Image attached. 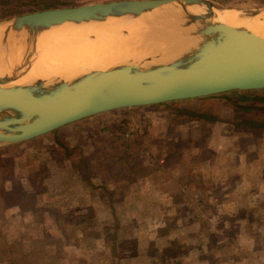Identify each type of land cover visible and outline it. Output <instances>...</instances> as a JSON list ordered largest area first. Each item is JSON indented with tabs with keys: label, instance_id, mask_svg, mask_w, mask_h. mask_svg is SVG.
Returning <instances> with one entry per match:
<instances>
[{
	"label": "rangeland",
	"instance_id": "rangeland-1",
	"mask_svg": "<svg viewBox=\"0 0 264 264\" xmlns=\"http://www.w3.org/2000/svg\"><path fill=\"white\" fill-rule=\"evenodd\" d=\"M50 1L69 8L121 0ZM211 1L248 15L264 10V0ZM31 2L22 0L24 14L42 11ZM256 102L242 117L221 97L122 109L0 144V258L15 261L22 252L24 264H264V212L239 218L236 195L264 177V130L237 124L264 119V100ZM171 207L195 209L204 223L189 219L178 224L182 231L165 234Z\"/></svg>",
	"mask_w": 264,
	"mask_h": 264
},
{
	"label": "water",
	"instance_id": "water-1",
	"mask_svg": "<svg viewBox=\"0 0 264 264\" xmlns=\"http://www.w3.org/2000/svg\"><path fill=\"white\" fill-rule=\"evenodd\" d=\"M202 2L214 9L211 0H121L27 13L0 21V47L6 46L9 34L28 44L54 27L112 20L131 24L174 3ZM262 11L248 16L261 18ZM197 25L200 34L211 29L201 20ZM181 27L190 31L188 25ZM128 28L122 26L120 37L134 47L115 65L80 70L66 79L53 72L23 84L0 77V144L27 142L116 110L264 91V38L246 28L225 25L209 51L194 43L177 47L184 43L160 34L150 36L156 27L146 22ZM157 45L161 48L155 49Z\"/></svg>",
	"mask_w": 264,
	"mask_h": 264
},
{
	"label": "bare ground",
	"instance_id": "bare-ground-1",
	"mask_svg": "<svg viewBox=\"0 0 264 264\" xmlns=\"http://www.w3.org/2000/svg\"><path fill=\"white\" fill-rule=\"evenodd\" d=\"M259 14L262 20L217 3L214 9L212 4L204 2L197 6L174 3L131 24L112 20L107 23L54 27L39 34L37 39L28 44L18 36L9 34L6 46L0 47V77L3 80L15 78L18 79L16 83L23 84L35 78L48 77L53 72L66 79L80 70H101L115 65L123 61L130 48L134 47L131 42L124 43L119 30L122 31V26L135 28L145 22L160 29L153 28L150 36L160 34L166 39H178V43L184 45L177 47L182 48L194 43L203 51L212 48L215 37L225 25L246 28L264 38V12ZM198 20L211 26L207 34L197 32ZM182 25H188L190 31L182 29ZM3 30L4 26H0V37ZM90 36H94V39L90 40ZM154 48L161 47L157 45ZM24 55V62H19Z\"/></svg>",
	"mask_w": 264,
	"mask_h": 264
},
{
	"label": "trees",
	"instance_id": "trees-1",
	"mask_svg": "<svg viewBox=\"0 0 264 264\" xmlns=\"http://www.w3.org/2000/svg\"><path fill=\"white\" fill-rule=\"evenodd\" d=\"M22 0H0V11L2 16H0V20L12 17V16H16V15H21L24 14L25 9H24V5H22ZM33 5H35L37 8L41 7L42 10H48V9H55L58 8L56 6L55 3H52L50 0H32L31 2ZM255 92H237V91H233V92H228V93H224V94H220L217 96H213L215 98H223L225 100H227V102H229V104H231L233 107L236 108L237 111H240V116L242 117L244 114H248L250 112H253L254 110L251 109L250 106H252V104L257 103L256 101L262 102V100H264V97H249L250 94H254ZM261 94H264L263 92H260ZM251 96V95H250ZM211 98V97H210ZM205 99H209V98H205ZM252 99H255L252 100ZM260 111V110H258ZM255 112V111H254ZM181 114L183 115H187V116H195L197 118H200L204 121H210V120H215L212 117L203 115V114H194L192 112L189 111H180ZM258 113V112H256ZM217 122V121H215ZM238 124V127H243V128H248V129H260V130H264V119L263 117H259L257 116L255 119H250V120H246V119H242ZM56 132V131H55ZM53 132V133H55ZM65 152L71 153L74 152V148L69 149L68 147H62ZM79 163L80 165L83 167V169H86V164L84 162V160L80 157L79 158ZM229 199H231L228 196ZM251 203L252 202H247L245 203L244 201H238L239 206L243 205L242 209H241V213H237L239 214V218L243 219V220H249V218L251 217H255L257 214H253L255 213L251 208ZM240 210V209H238ZM244 234V233H243ZM21 247V246H20ZM262 248H264V241H262ZM112 251L114 250L113 248L111 249ZM22 252L21 254L16 255L15 257V261L10 258V259H3L0 258V262H4L6 264H20L24 262L22 261ZM245 264V263H244ZM249 264V263H247ZM252 264H256V263H252Z\"/></svg>",
	"mask_w": 264,
	"mask_h": 264
},
{
	"label": "crops",
	"instance_id": "crops-1",
	"mask_svg": "<svg viewBox=\"0 0 264 264\" xmlns=\"http://www.w3.org/2000/svg\"><path fill=\"white\" fill-rule=\"evenodd\" d=\"M226 173L229 176L230 172L228 173V170L226 171ZM233 174L236 175L237 172L235 171ZM238 175H239V181L246 180V177H245L243 172L241 174H238ZM222 182L223 183L224 182L228 183V180L224 179ZM262 183H264V177H262L260 175V177L258 179V182H255L254 180L253 181L249 180L246 183V185L244 186L245 191L241 192L238 189L239 190V194H236V195H239V196H237V205L239 206L238 201H244L245 203H247L249 201V202H252L254 204V205L251 206L250 209H252L253 211H254V209L255 210L259 209V210H261L259 213L260 214L263 213L264 212V204H261V202H262V200H264V189H262V186H263ZM224 185H225V183H224ZM227 185L230 186V184H227ZM186 188L188 189V186H186ZM252 188H258L259 192L251 193L250 191L252 190ZM181 190H182V192L188 194L186 191H184V189H181ZM189 195H190V197H189ZM189 195H186V200L185 201H186V204H188L189 206H192V203H193L192 198H193V196L191 194H189ZM226 197L227 196H225L224 198H226ZM229 197L231 198V196H229ZM21 198L23 200V197H21ZM232 198H234V197L232 196ZM169 199H172V198L169 197ZM193 199H196V197L193 198ZM242 206L243 205L239 206L240 210L243 208ZM165 212H166L167 215H169V213H170V215L172 216V221H171L172 224H169L168 221H167L168 225H165L164 233L165 234L167 233L168 235H169V232L182 231V229L179 227L178 224L179 223L186 224L184 222L186 220H187L186 222L189 223V219H191L189 224L192 225V226L193 225H198L199 223L200 224L204 223L203 221L199 220L200 213L198 211H196L195 209H192V208L171 207V210H167ZM253 214H257V213H253ZM6 215H7V213H6ZM10 215H11V213H10ZM183 216H185V218ZM188 231L192 232L193 229L189 228ZM161 233L162 232H159V234H160L159 237L162 236ZM173 241H174V239H173ZM171 243H172V241H171ZM182 246H184V245H182ZM157 254L160 255V251H157Z\"/></svg>",
	"mask_w": 264,
	"mask_h": 264
}]
</instances>
